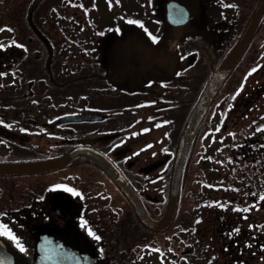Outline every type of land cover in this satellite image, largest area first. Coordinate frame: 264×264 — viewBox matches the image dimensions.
Segmentation results:
<instances>
[{"label":"flooded vegetation","instance_id":"flooded-vegetation-1","mask_svg":"<svg viewBox=\"0 0 264 264\" xmlns=\"http://www.w3.org/2000/svg\"><path fill=\"white\" fill-rule=\"evenodd\" d=\"M34 1L0 0V163L93 148L117 170L83 151L45 171L0 173V232L10 233L0 234V264H190V239L205 236L175 233L173 222L155 230L137 207L155 220L165 214L168 170L149 167L172 154L140 155L178 146L242 44L189 153L205 166L264 157V0H70V11L40 1L31 12ZM64 28L74 40L48 39ZM215 171L195 182L212 190Z\"/></svg>","mask_w":264,"mask_h":264},{"label":"trees","instance_id":"trees-1","mask_svg":"<svg viewBox=\"0 0 264 264\" xmlns=\"http://www.w3.org/2000/svg\"><path fill=\"white\" fill-rule=\"evenodd\" d=\"M47 36L52 42L74 40L70 28L57 34L48 32ZM75 41L81 50H86L83 48L87 44L85 37ZM165 148L173 157L177 146ZM191 155L189 153L186 160L174 220L175 233L205 236V244L200 239H190V264H246L264 260V208L261 206L264 203L261 199L264 196V157H217L211 165L205 166L200 157ZM172 164L173 158L165 166L167 189ZM206 169L221 172V175L215 173L212 190H204L201 183L195 182ZM162 211L161 207L159 215Z\"/></svg>","mask_w":264,"mask_h":264},{"label":"water","instance_id":"water-1","mask_svg":"<svg viewBox=\"0 0 264 264\" xmlns=\"http://www.w3.org/2000/svg\"><path fill=\"white\" fill-rule=\"evenodd\" d=\"M38 1L39 0L35 1V3L32 6V10ZM240 46L236 47L231 52V54L228 56V58L225 60V62L222 64L219 70L214 74L204 94L201 96L197 105L195 106L190 116V119L182 133L179 145L177 147L174 164H173L171 184H170L169 203H168V206H167V209H166V212L163 218L158 221L152 219L147 214L140 200H138L137 207H138L139 214L141 215L143 221L154 229H157V230L166 229L172 223V221L174 220L176 216L177 209H178V203H179V197H180L182 174H183L184 164L186 160V155H187L191 140L208 106L212 102L213 98L215 97L216 93L218 92L219 88L221 87L222 83L224 82V80L226 79V77L228 76L232 68L235 66V64L238 62L239 58L241 57L243 49ZM51 56H52V51L50 52V58ZM83 116H90V115H82V117ZM73 117L81 118L80 116H77V115ZM262 137L264 139V135H262ZM83 151L90 153V154H94L97 160L100 161V163H102L103 166H105V168H107L108 170L112 171L114 170V168L117 170L113 162L106 159V155L104 153L98 150H95L93 148H89V149L88 148H82V149L77 148L55 160L30 162V163L29 162L0 163V173L45 171L53 167L62 166L68 160L73 158L75 154H77L78 152H83ZM163 162L164 160H160L154 163L151 167H149V169L156 168L159 165H161ZM115 177L117 181L119 182V184L123 186L128 192L134 191L132 185L126 180V178L122 174L115 176Z\"/></svg>","mask_w":264,"mask_h":264},{"label":"rangeland","instance_id":"rangeland-1","mask_svg":"<svg viewBox=\"0 0 264 264\" xmlns=\"http://www.w3.org/2000/svg\"><path fill=\"white\" fill-rule=\"evenodd\" d=\"M57 1H59V0H43V4H46V5L49 6L50 4H53V3L57 2ZM99 5H100V13H101V16H103V14L105 13V5H104L103 2H99ZM64 8H69L68 10L70 11V6L68 4H65ZM165 147H169V146H159L156 151H155V149L157 147H155L154 148V154L155 155L153 153L151 154L150 152H143L140 156L143 157L144 159H146L147 157H159L160 156V153L162 152V149L163 150H166ZM156 152H159V155Z\"/></svg>","mask_w":264,"mask_h":264},{"label":"snow or ice","instance_id":"snow-or-ice-1","mask_svg":"<svg viewBox=\"0 0 264 264\" xmlns=\"http://www.w3.org/2000/svg\"><path fill=\"white\" fill-rule=\"evenodd\" d=\"M153 40H155V37H153ZM145 131H147V130H145ZM261 199H264V196H262ZM245 211H247V209H245ZM0 234H7V235H10V233H8L6 230L0 232ZM96 238L99 239V237H96Z\"/></svg>","mask_w":264,"mask_h":264}]
</instances>
